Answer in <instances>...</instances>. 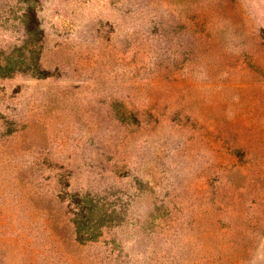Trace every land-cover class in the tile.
Returning <instances> with one entry per match:
<instances>
[{
  "label": "rangeland",
  "instance_id": "rangeland-1",
  "mask_svg": "<svg viewBox=\"0 0 264 264\" xmlns=\"http://www.w3.org/2000/svg\"><path fill=\"white\" fill-rule=\"evenodd\" d=\"M0 264H264V0H0Z\"/></svg>",
  "mask_w": 264,
  "mask_h": 264
}]
</instances>
